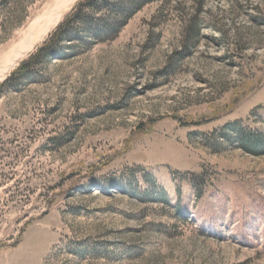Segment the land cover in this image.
Wrapping results in <instances>:
<instances>
[{"label":"rangeland","instance_id":"374dc122","mask_svg":"<svg viewBox=\"0 0 264 264\" xmlns=\"http://www.w3.org/2000/svg\"><path fill=\"white\" fill-rule=\"evenodd\" d=\"M56 1L0 0V69ZM77 47L0 92V264H264V0H158Z\"/></svg>","mask_w":264,"mask_h":264},{"label":"trees","instance_id":"16d2710c","mask_svg":"<svg viewBox=\"0 0 264 264\" xmlns=\"http://www.w3.org/2000/svg\"><path fill=\"white\" fill-rule=\"evenodd\" d=\"M155 1L158 0H79L49 38L0 85V92L22 82L41 60L64 52L60 49L65 41L87 50L94 44L115 40L139 11ZM250 144L255 150L252 152L264 150V136ZM251 147L246 146V150L251 152Z\"/></svg>","mask_w":264,"mask_h":264},{"label":"bare ground","instance_id":"6f19581e","mask_svg":"<svg viewBox=\"0 0 264 264\" xmlns=\"http://www.w3.org/2000/svg\"><path fill=\"white\" fill-rule=\"evenodd\" d=\"M75 0H58L56 5L45 14L32 21L23 33L24 38L17 46L8 65L0 69V82L13 66L19 63L39 42L43 41L57 26L63 13L74 3Z\"/></svg>","mask_w":264,"mask_h":264}]
</instances>
